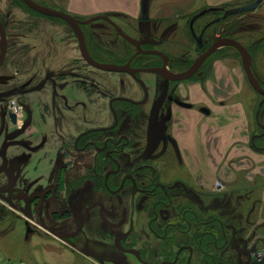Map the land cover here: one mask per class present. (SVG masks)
Returning <instances> with one entry per match:
<instances>
[{"label":"rangeland","instance_id":"obj_1","mask_svg":"<svg viewBox=\"0 0 264 264\" xmlns=\"http://www.w3.org/2000/svg\"><path fill=\"white\" fill-rule=\"evenodd\" d=\"M33 1L63 12L58 0ZM157 2L158 7L154 6L158 8L154 16L156 24L145 27L144 31L161 40H169L170 35H175L172 31L179 29L181 52L184 47L192 48L190 43L183 44L182 32L187 18L198 19L204 15L206 22L225 20L226 17L228 21H236V32L232 36L249 49L254 72L264 81V0H255L254 3L260 6L256 13H253L254 8L233 14L232 18L228 16L229 9L226 17H217L215 10L202 8L201 0ZM168 16L170 18L166 19ZM110 17L126 33L137 34L131 25L135 19L115 14ZM0 21L6 29L8 43L6 58L0 67V264H16L24 259L32 264H107L108 260L120 264L133 261L129 256L123 258L115 248L114 240L109 239L115 238L109 230L112 227L116 230L130 227V197L126 190L121 194L105 195L100 190L97 176L102 168V155L96 156L90 146L85 151H76L73 147L81 133L112 124L111 116L107 114L108 98L120 95V88L128 81L121 80L120 74L101 72L79 60L74 28L59 18L29 10L21 0H0ZM166 25L170 29L162 38ZM229 25L228 22L226 28L222 26L223 35L230 34ZM87 29L93 33L90 41L92 53L104 51L110 54L113 51L115 55L117 50L127 51L126 41L106 22L93 21L85 31ZM161 47L159 49L170 55L169 45L162 44ZM222 49L225 48L219 51ZM235 52L230 49L231 56L227 57V62L224 60L229 67L236 66V63L241 65V58ZM105 60L114 61L115 57L109 56ZM244 81L248 84V92L251 91L246 77ZM33 87L39 88L29 92ZM258 95L259 104L264 94ZM13 104L20 112L17 124L9 117ZM260 120H264V106L260 109ZM105 135V132L94 131L81 141L101 142ZM156 147L155 141L143 147L139 165L152 167ZM165 158L170 161V166L179 161L173 154ZM136 160L135 156H122L119 163L125 166V172L137 169L134 167ZM95 165L100 170L93 171ZM262 179L264 176L250 178L246 173L238 172L237 179L228 182L231 183L230 190L224 194L218 195L211 187H206V202L211 204L216 195L234 199L252 195L244 192L242 187ZM97 201L104 208L100 210L95 205L87 214L86 208ZM44 204L48 206L42 211ZM120 213L125 217L122 225ZM145 217L142 215L135 226L146 233L134 236L130 245L143 247L145 243L150 246L149 242L156 245V239L146 229ZM43 225L49 226L45 229L51 234L42 229ZM50 226L53 231L48 230ZM148 249L146 251L151 254L153 250ZM164 253L160 254L164 257Z\"/></svg>","mask_w":264,"mask_h":264},{"label":"flooded vegetation","instance_id":"obj_2","mask_svg":"<svg viewBox=\"0 0 264 264\" xmlns=\"http://www.w3.org/2000/svg\"><path fill=\"white\" fill-rule=\"evenodd\" d=\"M227 12L222 9L214 11L219 18L226 17ZM110 14L105 15L117 25L111 19ZM228 16L232 18L233 14ZM129 17L135 19L131 24L137 32L135 36H131L117 26L130 37V40L124 39L109 21L97 19L113 27L115 33L126 41L127 51L121 50L123 56L117 58L115 55L119 53L118 50L115 51V55L113 51H109L110 54L104 51L97 54L92 53L93 48L90 46V41L93 39V33L85 29L93 21L83 23L86 19L75 16L82 21L79 23V29L83 36L86 55L103 65H128L127 71L111 72L120 74V79L124 78L128 83L120 88V95L108 98L109 111L107 114L108 117L111 116L112 124L81 133L73 143L74 149L85 151L90 146L94 148L96 156L102 155L103 163L100 165L102 168L97 176L102 179L100 190L105 195L121 194L126 190L132 203L128 229L142 231V228H137L135 225L141 221L142 215L147 216L145 217L147 218L146 229L157 243L154 245L149 242L150 246L144 243L143 247L137 249L139 254L144 255L145 252L150 254V251H146L149 248L148 250H153L152 254L170 259L168 262L177 258L176 264H192L195 252L200 258L199 264H264V180L252 181L244 185L242 187L244 192L248 191L252 195L238 196L236 197L238 200L232 196L231 198L218 196L230 190L231 183L223 181L221 189L215 190L218 195L209 204L206 202L208 198L205 196V184L200 180L191 179L182 157L181 159L179 156L176 157L179 161H175L171 166L168 164L170 161L165 158L172 155L175 150L180 152L171 141L170 119L174 108H188L189 103L183 98L184 90L188 91L191 82L204 85L208 76L215 74L216 62L226 61L227 57L231 56L230 49L238 51L230 45L218 46L188 78L174 81L167 75H180L187 72L216 40L221 38L237 40L236 36H232V33L236 32V21H228L226 17L225 20L206 22L203 20L204 15L198 19L187 18L184 25L185 30L182 32L184 34L183 44L189 45L190 43L193 49H188L187 46L182 48L184 52H181L178 47L179 29L172 31L175 33L174 37L170 35L172 39L169 37V40H161L153 37L154 34L152 36V33L144 31L145 27L156 24V18H143L138 14ZM228 22L230 34L223 35L222 26L226 28ZM215 27L216 29L212 30ZM169 29V25H166L162 38H165ZM74 36L80 53L79 60L82 59L88 66L101 72L110 73L90 65L83 58L76 32ZM162 44L169 45L170 55L159 49ZM222 47L225 49L219 51ZM246 49L250 53L249 49ZM109 56L115 57V60L106 61L105 58ZM252 70L253 72L255 70L253 66ZM257 82L264 88V81L257 77ZM262 106H264V99L259 102L256 111L259 134L264 136V125L259 121ZM200 110L203 109L200 107ZM159 125L161 126L160 131L157 128ZM94 131L105 132L104 139L101 142L90 139L82 143V138ZM150 141L157 143L155 162L151 164L152 167L139 165V156L143 147ZM122 156L128 158L135 156L137 160L134 167L137 169L124 172L123 167L125 166L119 163V158ZM96 166L93 171L100 170ZM169 167L175 168L170 169ZM165 173L167 175L164 176ZM95 205L100 210L104 208L97 201L86 208V213L88 214ZM120 219V225H122L125 217L121 215ZM111 229L116 230L113 227ZM177 234L188 238L186 243L177 245L171 250L168 249L170 238ZM209 237H212L211 247L207 245ZM161 252L170 255L163 257ZM210 255L212 257L208 261L207 256Z\"/></svg>","mask_w":264,"mask_h":264},{"label":"crops","instance_id":"obj_3","mask_svg":"<svg viewBox=\"0 0 264 264\" xmlns=\"http://www.w3.org/2000/svg\"><path fill=\"white\" fill-rule=\"evenodd\" d=\"M157 1L159 0H58L63 12L84 19L107 13L127 16L138 14L139 17L155 19L158 8L154 6L158 7ZM254 2L255 0H201L200 5L207 10L229 9L230 12L236 11V14ZM258 8L260 6L255 7L253 13ZM239 66L236 63V66L229 67L223 60L217 61L215 74L208 76L204 85L199 82L189 83L188 91L183 92L184 100L189 103L188 108H174L170 119L171 141L180 150H175L173 157H182L191 179L200 180L211 189L215 178L228 183L237 179L238 172L246 173L250 178L264 176V136L259 134L256 123L259 95L251 86V91L248 92L242 63ZM260 122L264 125V120ZM157 128L160 129L161 126ZM47 206L44 204L42 211ZM51 228L50 226V230ZM109 230L115 236L114 239H109L114 240L115 248L121 252V256L134 259L120 264H170V259L161 258L154 253H138V258L126 250L130 247L139 249L136 244L130 246V241L134 236H142L146 232L139 229ZM196 256V252L193 253L192 264H199L200 258ZM23 261L32 264L29 260ZM107 264L113 263L108 260Z\"/></svg>","mask_w":264,"mask_h":264},{"label":"water","instance_id":"obj_4","mask_svg":"<svg viewBox=\"0 0 264 264\" xmlns=\"http://www.w3.org/2000/svg\"><path fill=\"white\" fill-rule=\"evenodd\" d=\"M28 8L32 9L33 11H36L38 13L41 14H45L51 17H56V18H60L62 20H64L65 22H68L69 24H71L75 30H76V36L77 39L79 41V45H80V51L81 54L83 56V58L92 66L99 68L101 70L104 71H109V72H123V71H127V66H116V65H103L100 64L94 60H92L91 58H89L85 51H84V46H83V36L81 34V31L79 29V23H82V21L78 20L77 18L57 11V10H53L50 8H47L45 6H42L32 0H21ZM254 6H257V4L243 8L242 11L248 10ZM97 19H104L109 21V23L114 26L117 31L119 32V34L126 40H130V37L128 35H126L123 31H121V29L112 21H110L106 16H96L93 17L89 20L84 21L83 23H89L92 20H97ZM230 45L232 47H234L240 57H241V61H242V66L244 69V72L247 76V79L250 83V85L253 87L254 90H256L259 93H264V88H262L258 82L256 81L257 79V75L256 73L253 72L252 70V65L251 62L249 61V53L247 51V49L241 44L239 43L237 40L233 39V38H221L216 40L211 46L210 48L204 52L195 62L194 64L190 67L189 70H187V72L180 74V75H167V77L171 80L174 81H179V80H184L186 78H188L189 76H191V74H193V72L198 68V66H200V64L207 58L208 55H210L218 46L220 45ZM6 52H7V36H6V30L4 25L2 24V22L0 21V67L2 66L5 57H6ZM37 88V87H36ZM35 90V88L30 89L29 91ZM262 104V103H261ZM11 120L13 123H15V117L14 115H10ZM128 251H130L133 255H135L136 257L139 258V254L137 252V250L135 249H128ZM177 262V258H174L173 261L170 262V264H176Z\"/></svg>","mask_w":264,"mask_h":264},{"label":"trees","instance_id":"obj_5","mask_svg":"<svg viewBox=\"0 0 264 264\" xmlns=\"http://www.w3.org/2000/svg\"><path fill=\"white\" fill-rule=\"evenodd\" d=\"M24 4V3H23ZM24 6L26 7V8H28L25 4H24ZM29 9V8H28ZM29 10H31V9H29ZM33 11V10H32ZM119 53L117 54V55H115L117 58H121L123 55L121 54V51H118ZM101 181H102V179L101 178H99V184L102 186V184H101ZM160 232V231H159ZM211 238L212 237H209V239H207L208 241H207V245H208V247L210 246L211 247ZM187 239L188 238H186L185 236H183V235H179V234H177V235H175V236H173L172 238H170V240H169V244H168V249H172L173 247H175V246H177V245H180V244H184V243H186V241H187ZM196 243H195V247H196ZM170 254H168V253H164V256H169ZM211 257H212V255H210V256H207V259H208V261L211 259Z\"/></svg>","mask_w":264,"mask_h":264},{"label":"built area","instance_id":"obj_6","mask_svg":"<svg viewBox=\"0 0 264 264\" xmlns=\"http://www.w3.org/2000/svg\"><path fill=\"white\" fill-rule=\"evenodd\" d=\"M13 110H14L15 112H18V107H16L15 105H13ZM217 186H219V184H217ZM18 264H25V263L20 262V263H18Z\"/></svg>","mask_w":264,"mask_h":264}]
</instances>
